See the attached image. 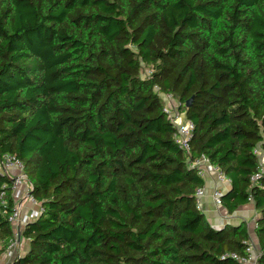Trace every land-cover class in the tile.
<instances>
[{
  "label": "trees",
  "instance_id": "16d2710c",
  "mask_svg": "<svg viewBox=\"0 0 264 264\" xmlns=\"http://www.w3.org/2000/svg\"><path fill=\"white\" fill-rule=\"evenodd\" d=\"M160 94L193 125L188 153ZM3 154L42 208L8 264H241L245 223L198 207L201 158L231 180L228 214L253 203L264 264V0H0Z\"/></svg>",
  "mask_w": 264,
  "mask_h": 264
},
{
  "label": "built area",
  "instance_id": "2783aa9c",
  "mask_svg": "<svg viewBox=\"0 0 264 264\" xmlns=\"http://www.w3.org/2000/svg\"><path fill=\"white\" fill-rule=\"evenodd\" d=\"M165 95V94H164ZM166 97V105L164 107V112L168 115L169 120L172 122L175 128V132L173 134L174 143L186 153L189 152V142L192 135L193 125L190 121H188L184 114H178L176 109L180 108V103L170 95H165ZM171 99V100H170ZM169 100V101H168ZM253 153L257 156L258 161L260 163L263 162V152L260 148V145H257ZM191 168L197 169V174L204 178L206 170H214L216 173V179L219 184L225 187H229L231 180L226 177L217 167L211 165L205 158L197 159L195 161H190L188 164ZM0 173L8 176L12 180L11 185V198L13 199V208L12 212L8 217V222L11 224L13 228V234L11 239L8 241L5 252H12L16 246L19 244L21 232L20 226L24 227V225L32 220L31 218L36 219L42 212V208L39 203L35 202L30 194V185L26 179L25 174L23 173L22 164L9 154H3L0 157ZM259 174H255L251 177V180H255ZM24 187L21 190V187ZM5 191L0 193V201L1 205H5ZM203 194V189L199 188L196 190L197 199L200 198ZM222 190L216 189L213 192V201L216 205H221V197ZM28 202L30 205L34 206L33 211L29 213L28 216L23 215V207L22 200ZM251 202V200H250ZM249 254L248 257H237L232 256L235 260H238L241 264H257V258L259 255L255 253L252 249L251 244L248 242V247L246 249Z\"/></svg>",
  "mask_w": 264,
  "mask_h": 264
},
{
  "label": "crops",
  "instance_id": "0c3cea01",
  "mask_svg": "<svg viewBox=\"0 0 264 264\" xmlns=\"http://www.w3.org/2000/svg\"><path fill=\"white\" fill-rule=\"evenodd\" d=\"M203 179V194L200 198H198L197 204L205 219L214 228L222 227L225 224L235 226L238 225L240 222H244L249 236L248 242L251 244L254 252L258 253L259 246L255 235V219L257 217V213L254 209L253 203L248 202V204L239 207L232 214H228L227 211L221 205L218 206L213 201L214 190L220 189L223 193L228 189V187L222 186L217 182L216 173L214 170H206ZM23 188L24 187L22 186L21 190H23ZM21 204L23 207V215L28 216L29 213L34 209V206L26 202L25 199L22 200ZM31 219L34 220V218ZM20 229L22 230L23 226H20ZM27 248L28 243L21 236L19 244L12 252L8 253L4 251L0 254V264H8L17 256H22L27 251Z\"/></svg>",
  "mask_w": 264,
  "mask_h": 264
},
{
  "label": "rangeland",
  "instance_id": "374dc122",
  "mask_svg": "<svg viewBox=\"0 0 264 264\" xmlns=\"http://www.w3.org/2000/svg\"><path fill=\"white\" fill-rule=\"evenodd\" d=\"M149 73H150V69H149V68L144 67V68L142 69V75H143V76H147V75H149ZM160 96H161V98H162V100H163V105H164V107H165L166 103H168V102H166V97H165L164 94H160ZM170 100H171V99H170ZM174 100H176V99H174ZM168 101H169V100H168ZM176 101H177V100H176ZM176 111H177L178 114H181V115L184 114L183 111H182L179 107L176 109ZM204 219H205V218H204Z\"/></svg>",
  "mask_w": 264,
  "mask_h": 264
},
{
  "label": "water",
  "instance_id": "95a60500",
  "mask_svg": "<svg viewBox=\"0 0 264 264\" xmlns=\"http://www.w3.org/2000/svg\"><path fill=\"white\" fill-rule=\"evenodd\" d=\"M192 99H193V98L191 97L190 99H188V100L186 101V103H185V107H186V108L189 107V105H190Z\"/></svg>",
  "mask_w": 264,
  "mask_h": 264
}]
</instances>
